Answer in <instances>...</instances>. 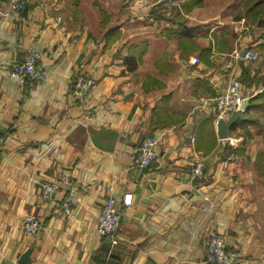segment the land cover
Segmentation results:
<instances>
[{"label": "crops", "instance_id": "obj_1", "mask_svg": "<svg viewBox=\"0 0 264 264\" xmlns=\"http://www.w3.org/2000/svg\"><path fill=\"white\" fill-rule=\"evenodd\" d=\"M12 1L0 0V264H210V231L238 251L234 264L264 261V0H178L169 13L122 0L91 25L75 17L81 0ZM31 49L46 76L22 84L12 65ZM75 69L95 80L85 98L72 91ZM233 75L248 105L220 139L213 97ZM149 134L157 157L138 169L133 148ZM62 177L43 199L40 186ZM110 196L115 244L96 231ZM26 213L37 232L23 230Z\"/></svg>", "mask_w": 264, "mask_h": 264}, {"label": "built area", "instance_id": "obj_2", "mask_svg": "<svg viewBox=\"0 0 264 264\" xmlns=\"http://www.w3.org/2000/svg\"><path fill=\"white\" fill-rule=\"evenodd\" d=\"M167 8L177 5V0H157ZM24 0H15L10 3L12 9H19L24 5ZM243 57L249 60H256L259 57V52L251 47L242 50ZM238 55L239 51L235 50ZM40 52L31 49L25 59L20 62H15L12 65L11 72L17 77L20 83L32 84L43 80L46 76V67L39 64ZM78 74V75H77ZM76 74L72 91L79 98H85L89 93L91 87L95 84V80L91 75L82 71ZM264 87V85L262 86ZM245 95L243 93V85L237 75L230 77L229 82L221 88L213 97L215 117L228 118L229 115L241 109ZM1 132V128H0ZM189 141L193 142L195 136L193 133L188 135ZM0 136V143H1ZM157 142L158 139L155 135H145L133 148L131 163L138 169H143L151 165L157 157ZM228 160H233L234 155L230 153L227 157ZM189 177L195 182L196 189L203 187L201 181L205 178V160L204 156L195 153L189 164ZM67 180L62 177L57 181L43 183L40 186V195L45 200L53 199L54 194L58 191L61 181ZM72 192L69 191L68 196L62 203L64 211L70 209V199ZM124 204L130 203V195L126 194L123 198ZM121 222V211L117 206L115 197L110 196L102 204L96 221V231L99 235L105 236L110 239L111 244L117 243V232ZM22 228L28 233H35L40 228V221L33 213H26L23 219ZM205 243V260L210 264H234L238 257V251L229 247L224 239V236L218 231H210L204 240ZM257 264H264V261H259Z\"/></svg>", "mask_w": 264, "mask_h": 264}, {"label": "rangeland", "instance_id": "obj_3", "mask_svg": "<svg viewBox=\"0 0 264 264\" xmlns=\"http://www.w3.org/2000/svg\"><path fill=\"white\" fill-rule=\"evenodd\" d=\"M92 1H95V0H81L78 3L74 4L73 10H75V12L77 13V16H75V17L78 20L79 19L85 20L87 18V23L90 24L94 18L98 17V8L99 7H102L104 9L106 8L108 10H116L120 6V4L122 3V0H96L97 4L92 6L91 5ZM177 3H178V0H177ZM253 3H254V0H249L248 3H246L247 6H245V7H253ZM159 4L161 7L160 11H162V13L163 12H169L173 8V7L167 8L161 2H159ZM99 20H100V15H99ZM258 58L256 60H258ZM79 71H80L79 69L74 70V72H75L74 78ZM74 78L72 79V81L74 80ZM72 85H73V83H72ZM94 85H93V87H94ZM93 87H91L90 91L92 90Z\"/></svg>", "mask_w": 264, "mask_h": 264}, {"label": "water", "instance_id": "obj_4", "mask_svg": "<svg viewBox=\"0 0 264 264\" xmlns=\"http://www.w3.org/2000/svg\"><path fill=\"white\" fill-rule=\"evenodd\" d=\"M241 55H243V51L241 52ZM247 105L248 100L244 99L240 110L231 113L226 119L219 118L217 120V135L220 139H224L227 137L228 131L231 129L235 122V118L237 117V115H241L243 113V111L247 108Z\"/></svg>", "mask_w": 264, "mask_h": 264}, {"label": "trees", "instance_id": "obj_5", "mask_svg": "<svg viewBox=\"0 0 264 264\" xmlns=\"http://www.w3.org/2000/svg\"><path fill=\"white\" fill-rule=\"evenodd\" d=\"M176 6H177V5L173 6L172 10H173L174 8H176ZM166 13H167V12H166ZM168 13H169V12H168Z\"/></svg>", "mask_w": 264, "mask_h": 264}]
</instances>
